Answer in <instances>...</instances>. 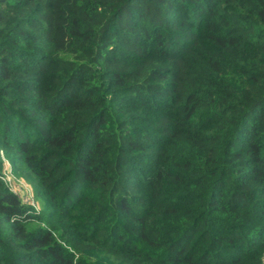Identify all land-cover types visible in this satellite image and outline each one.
Wrapping results in <instances>:
<instances>
[{
    "label": "trees",
    "instance_id": "trees-1",
    "mask_svg": "<svg viewBox=\"0 0 264 264\" xmlns=\"http://www.w3.org/2000/svg\"><path fill=\"white\" fill-rule=\"evenodd\" d=\"M0 150V264H263L264 0H0Z\"/></svg>",
    "mask_w": 264,
    "mask_h": 264
},
{
    "label": "rangeland",
    "instance_id": "rangeland-1",
    "mask_svg": "<svg viewBox=\"0 0 264 264\" xmlns=\"http://www.w3.org/2000/svg\"><path fill=\"white\" fill-rule=\"evenodd\" d=\"M0 161L2 162L0 165L1 180L5 182L9 189L21 197V200L24 204H26L28 207H32L36 213L43 211L44 199L39 197L34 187L20 176V171L18 169L15 170V172L13 171L12 167L14 168V166L10 165L9 159L2 150H0ZM27 196L30 199V202L28 203L25 202V198Z\"/></svg>",
    "mask_w": 264,
    "mask_h": 264
},
{
    "label": "built area",
    "instance_id": "built-area-1",
    "mask_svg": "<svg viewBox=\"0 0 264 264\" xmlns=\"http://www.w3.org/2000/svg\"><path fill=\"white\" fill-rule=\"evenodd\" d=\"M15 191V190H14ZM25 202H30V199H29V197L27 196L26 198H25ZM33 207H35V206H33Z\"/></svg>",
    "mask_w": 264,
    "mask_h": 264
}]
</instances>
